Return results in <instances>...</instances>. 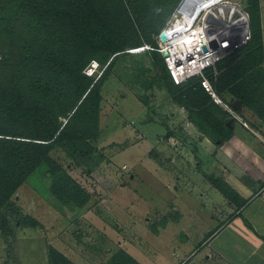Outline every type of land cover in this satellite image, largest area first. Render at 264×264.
I'll use <instances>...</instances> for the list:
<instances>
[{"label":"rangeland","instance_id":"374dc122","mask_svg":"<svg viewBox=\"0 0 264 264\" xmlns=\"http://www.w3.org/2000/svg\"><path fill=\"white\" fill-rule=\"evenodd\" d=\"M36 1L44 3L47 0ZM92 1L107 21L117 26L118 39L121 37L126 42L127 50L112 62L101 88V101L88 99L73 118L69 130L78 137L76 144L53 146L0 209V264H51L49 247L69 260L70 256L74 257L79 263V256L87 258L89 253L97 256L94 261L87 258L90 264H132L121 256L122 249L117 243L98 245L103 232L96 224L108 225L120 234L121 240L127 239L138 246L136 249L145 253L147 264H178L185 252L196 250L208 233L220 224L212 221L208 205H202L206 199L200 196L197 188L183 185V188L194 190V196L186 190L176 191L173 175L164 171L181 170L189 176V181L199 182L202 180L199 175L209 172L210 165L208 156L196 160L192 155L201 137L189 128L185 111L176 102L189 103L183 95L187 90H197L199 81H191L177 89L171 85L169 76L162 75L155 67L151 56L157 53L160 33L178 12L183 0ZM232 1L249 13L252 40L225 57L204 77H209L216 94V85L220 86V77L230 68L228 64L243 59L252 70L248 76L251 81L247 82L248 88L254 91L251 106L263 112L264 70L260 65L264 64V33L259 31L264 26V0ZM26 3L27 0H0V85L17 83L26 101H37L49 110L56 122L63 124L83 93L62 74L52 58L85 65L82 73H88L94 82L113 58L106 62L101 54L79 50L78 42L67 32L66 35L53 33L49 36V30L34 23L35 18L33 20ZM64 3L67 0H59L55 7L62 10ZM138 47L148 48L140 54L130 53ZM163 77L166 78L163 80ZM225 97L217 95L223 104ZM211 114V119H220L217 112ZM234 119L242 121L239 115ZM165 124L171 126V140L166 138ZM242 124L247 127L244 121ZM28 125L31 124L9 118L0 107V168L14 178L23 167L19 153L28 147H14L5 142L25 141L27 139L13 136L27 137L29 133L42 137ZM181 126L188 130L180 133ZM196 126L203 135L218 139L208 120L203 118ZM163 131L166 132L163 134ZM145 138L157 142L151 154V151L127 153L130 146L138 147ZM161 144L168 145L170 150L162 152ZM17 151H20L18 157L15 156ZM171 156L174 161L169 160ZM147 158H155L156 165ZM169 201L183 213V220L161 237L154 236L156 229L161 230L160 214L171 209ZM112 204L119 219L114 217ZM146 218L150 220L145 221ZM185 235L187 241L183 240ZM224 238L223 233L215 242L224 243ZM206 244L201 247H205L204 251L209 249ZM53 263L63 264L57 258ZM202 263L207 264V260L203 258Z\"/></svg>","mask_w":264,"mask_h":264},{"label":"crops","instance_id":"0c3cea01","mask_svg":"<svg viewBox=\"0 0 264 264\" xmlns=\"http://www.w3.org/2000/svg\"><path fill=\"white\" fill-rule=\"evenodd\" d=\"M260 32H262V34L264 33V26H261ZM260 68L264 70V64L260 65ZM249 73H251V71L248 72V74ZM246 78L248 79L250 77ZM255 87H257V85H255ZM231 88L232 86L226 88L221 94L216 91L217 95L226 96V100L224 101L225 104H223L222 100L220 105L208 92H206L211 98L209 103H213V106L209 108L210 113L214 114L217 112L220 116V119L215 118L219 122L218 124H227L233 133V136L227 141L222 142L220 139L203 135L196 126L200 120L202 121L199 116L200 114L196 115L199 110L193 109V111H190L183 105L178 106L185 111L187 124L190 126L189 128L192 127L197 135L201 137L198 139V144L196 145L197 149H194L192 155L195 156L196 160L203 156H208V162H210L208 166L209 172L199 175L201 176V181L191 182L188 180L189 176L184 174L185 172L181 170L175 173L167 169H164V171L173 175L176 181V191L180 189L186 190V192L194 196L195 191L190 190L189 187L183 188V185L187 184L197 188L200 196L206 199V202L204 203L203 201L202 205L204 207L208 205L211 211L212 221L215 225L217 221L220 223L217 229L208 233V237L198 244L196 250L192 252L188 250L185 252L178 264H204L202 263L203 258L207 260V264H264V115H261L264 111L259 112L249 103H245L242 99H237L235 95L229 91ZM250 92L251 91H248L249 96H251ZM238 102L241 104L240 110L236 111L233 105ZM227 107H232L233 111L241 117L242 121L234 119ZM243 121L247 124V127L242 124ZM116 123L118 122L116 121ZM165 126L166 131H168L166 138L171 140L173 137L172 132L170 133L171 126L168 127L166 124ZM178 129L180 133H183L184 130H188L186 127L183 128L182 126ZM166 131L162 133L164 134ZM156 145L157 142L145 138L144 143L138 146L139 148L136 145L130 146L127 153L130 154L132 151L141 152L143 154L149 153ZM143 147L145 150L142 149ZM160 150L162 152L166 150L167 152V150H170V147L161 144ZM151 153L152 151L150 154ZM150 154L148 157H150ZM184 157L185 156H183V158ZM149 160L153 161L156 165L155 158ZM169 160H173L172 156L169 157ZM200 170L201 164L198 165V173ZM165 188L168 189V187ZM210 194L213 195L214 199ZM172 204L175 205L173 201H169L168 206L171 207V209L169 208L165 214H160L161 230L158 231V229H156L157 232H155V234L152 233L154 236L161 237L171 226L180 224L183 220V213L177 209L176 205L174 206ZM112 206L114 209V217L119 219L115 215V205L112 204ZM173 211H176L177 214ZM193 218H195V214ZM147 220H150V218H146L145 221ZM101 223L102 222H100V224ZM141 224L143 225L144 223ZM96 225L98 228L100 227L103 232L101 236L102 242L98 245L104 246L105 244L106 246H110L117 243L119 248L122 249V252L126 253L138 264H147L148 260L145 253L138 251L136 249L138 246L128 242L127 239L121 240L122 237L120 234L116 233L108 225H104L103 227L98 224ZM147 230L151 232L149 229ZM223 233L225 234V238L223 239L225 242H215ZM135 236L138 235L136 234ZM183 240L187 241L188 237L186 236ZM205 244L207 245L206 247L209 246L207 251H204L205 247L201 249L202 245ZM151 253H153V251ZM86 256L90 261H94V259L97 258L94 254L90 255L89 253ZM177 256L178 255H176V257ZM87 258H84V255L79 256V263L78 260L70 256V260L74 262V264H90Z\"/></svg>","mask_w":264,"mask_h":264},{"label":"trees","instance_id":"16d2710c","mask_svg":"<svg viewBox=\"0 0 264 264\" xmlns=\"http://www.w3.org/2000/svg\"><path fill=\"white\" fill-rule=\"evenodd\" d=\"M57 2H59V0H47L44 1V3H39L36 0H27L25 5L32 14L33 20L35 18L34 23L49 30V36L53 33H62L66 35L67 32V34L69 33L72 35L71 38L74 42H78L77 45L80 48L79 50H85L92 54H101L104 58L103 61L106 62L111 57L113 60L103 72L102 76L94 82L87 74L82 73L85 65L82 66L77 63L52 58V62L61 68L62 74L68 77L73 82V85H75L74 87L83 93L81 101L75 106L76 108H73V112L69 116L66 124L56 122V120L51 117L49 110L37 101H26L17 83L13 82L10 86L7 85L5 87L0 85V107L3 112L8 115L9 118L25 122V124L30 123L31 125L27 126L30 130L36 129L39 134H42V137H40V135L39 137L30 135L33 133H29L28 136L30 137H23L24 135L21 137L13 136L27 139L25 141H4L6 145H8L7 143H11L14 147L25 145L28 149L24 152L17 151L15 154V156L18 157V153L20 152V161L23 163L22 172L15 178L13 175H6L3 168H0V209L9 202L11 197L42 162L43 156L47 155L53 146L67 145L69 143L76 144L78 137L69 130L73 118L88 99L95 98L98 103L101 101V88L106 81V77L109 76L112 62L121 54H125L127 50L126 42L122 40L121 37L120 40L118 39L120 32L117 26L107 21L108 19L103 16L94 1L67 0V3L63 4L64 8L62 10L55 7L57 6L55 4ZM257 18L260 27L259 17ZM139 48L141 47L136 49ZM151 56L155 67L161 70L162 75L167 74L169 76L162 55L158 52H153ZM228 66H230L228 72L220 77V86L216 85L217 93L221 94L223 90L232 86L229 91L233 93L237 99H242L245 103L251 105L253 101V94L251 95V92L254 91L247 86V82L251 81V77L248 79L246 77L250 74H248V72H252V70L249 69L250 67L246 66L243 59H239L236 63H229ZM164 78L166 77L161 79L164 80ZM169 79L171 85L175 86L177 89H181L191 81L198 80V89L187 90L185 95H183L189 103L179 100H176V102L185 106L190 111H193V109L199 110L196 115L200 114L199 116L202 120L203 118L208 120L209 124L214 127L218 139L222 142L229 140L233 136L227 124L219 125L218 121L211 119L212 114L209 113V108L213 106V103H209L211 98L202 87L201 78H193L179 86L172 82L170 76ZM248 91H251V96H249ZM261 115H264V113H261ZM48 254L51 264H55L53 263V259L56 258L63 264H74L52 247H49ZM121 256L132 264H138L124 252H121Z\"/></svg>","mask_w":264,"mask_h":264},{"label":"built area","instance_id":"2783aa9c","mask_svg":"<svg viewBox=\"0 0 264 264\" xmlns=\"http://www.w3.org/2000/svg\"><path fill=\"white\" fill-rule=\"evenodd\" d=\"M185 14L187 13L180 14L174 24L171 23L173 18L168 23L163 30L167 33V41L162 42L159 38L156 51L162 55L175 85L201 78L202 87L216 102L221 103L209 77L204 75L215 69L229 54L241 50L251 42L249 13L232 0H221L206 10H200L196 16H192L190 10ZM175 24H178V28L168 33L167 28ZM212 43L216 46H212ZM87 75L89 76L88 73ZM227 109L236 118V112L232 108Z\"/></svg>","mask_w":264,"mask_h":264},{"label":"bare ground","instance_id":"6f19581e","mask_svg":"<svg viewBox=\"0 0 264 264\" xmlns=\"http://www.w3.org/2000/svg\"><path fill=\"white\" fill-rule=\"evenodd\" d=\"M221 0H184L183 3L180 5V11L176 12L175 15L173 16V20L171 23H175L176 19L180 18V14L183 15L184 13L188 14V10L191 11L192 16H196L199 11L201 10H206L209 6H212L213 4H216L220 2ZM185 14V15H187ZM178 28V24H175L173 26H169L167 28V32L172 31L174 29ZM148 47L145 48H139L134 51H131L130 53L132 54H140L143 53ZM144 49V50H140Z\"/></svg>","mask_w":264,"mask_h":264},{"label":"water","instance_id":"95a60500","mask_svg":"<svg viewBox=\"0 0 264 264\" xmlns=\"http://www.w3.org/2000/svg\"><path fill=\"white\" fill-rule=\"evenodd\" d=\"M184 1V0H183ZM183 1H182V3H183ZM177 11H179V10H177ZM159 38H160V40L162 41V42H166L167 41V33L165 32V31H162L161 33H160V36H159ZM212 46H216V44L215 43H212ZM164 56H166V54H164ZM240 102H238V103H234V105H233V108H234V110H236V111H239L240 110ZM65 124L67 123V121H65L64 122Z\"/></svg>","mask_w":264,"mask_h":264}]
</instances>
